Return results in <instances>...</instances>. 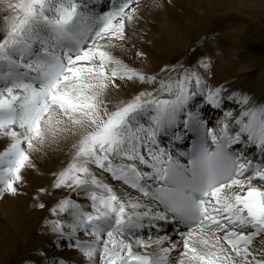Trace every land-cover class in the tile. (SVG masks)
<instances>
[{
	"label": "bare ground",
	"instance_id": "6f19581e",
	"mask_svg": "<svg viewBox=\"0 0 264 264\" xmlns=\"http://www.w3.org/2000/svg\"><path fill=\"white\" fill-rule=\"evenodd\" d=\"M147 1L130 9L125 21L113 35L109 36L108 31L106 36L97 42L94 40L87 47L88 54L79 59L80 65L60 87L54 108L56 112L54 110L48 116L50 121L44 124L47 126L40 135L35 138L28 136L33 133L38 121L34 124L33 131L28 127L29 124L15 125L18 128L8 126L7 129L4 128V133L0 131V185L10 183L5 187L0 186V196L15 193L16 185L23 188L19 200H12L13 204L10 200L5 201L0 207L3 210L0 213L3 224L6 219L9 223V227L5 225L0 233V254L9 244L16 242L17 232L20 230L26 236L27 253L35 264H110L112 260H108V256L124 249L128 253L136 252L154 257L156 264H208L204 258L209 248H205L200 242L196 252L191 253L187 249V244L191 241L186 236L175 234L170 227L171 221L168 224L159 222L168 217L149 203L151 198L148 199V193H145L144 183L153 181L151 177L158 174L147 164L146 151L132 149L134 158L130 161L131 166L122 169L125 177L115 179L121 186L115 183L113 186H105L106 179L112 176L113 171L103 170V167L109 161H123L121 148H113L122 147L127 135L117 131V136L114 130L139 105H161L159 102L177 98L180 93L187 92L197 98L194 104L196 110L205 106L212 108L217 115H214L212 121H208L212 124L224 123L227 119L232 121L243 108H249L253 102L264 113V89L256 93V81L262 79V74L259 76L255 69L249 70L254 72L236 70L241 63L233 57L240 52L234 43L239 40L238 36L228 34V41L217 42V49L207 52V62L198 60L192 68L189 64L191 56L188 55L172 67L177 56L183 51L189 53L195 47L188 48L185 43L194 35L197 38L201 29L197 28L196 31V27H201L205 22L204 18L212 15L214 10L229 7L230 3L234 8L238 5L240 10L237 11L240 12L245 7L260 6V1L264 0H151L146 4ZM59 8L63 9L62 13H58ZM74 11L71 3L65 0H0V55L6 57L7 47L21 43V37L14 35V31L18 30L27 43L41 47L56 62L60 59V67L57 69L64 72L66 55L69 53L55 44L47 35L44 25L36 19L44 18L53 23H62L69 20ZM88 15L90 21L87 24L103 25L106 28L102 30L117 20L110 14ZM4 27L5 30H2ZM11 28H14V37L9 33ZM123 32H126L127 37L122 35ZM209 33L210 30L202 32L200 36ZM23 51L26 59L34 58V54L27 53L26 48ZM7 57H11L8 59L10 66L14 58L11 54ZM98 61H105L106 65ZM8 66L0 69V88L5 86L2 74L6 73L4 70L11 68ZM49 66L54 69L52 61ZM232 69H235L237 79L243 78L241 82L235 78L232 80L231 77L224 78L226 72ZM80 70L85 73L84 78L80 77V80L83 78L80 84L77 81L74 84L71 77L76 75L73 73H80ZM27 71L30 72L29 69ZM49 73L50 70L43 68L45 77ZM113 75L121 76L120 82ZM152 81L154 85H151ZM18 83L20 87L28 85L21 77H18ZM2 98L0 97V105L4 107L3 103L8 99ZM5 108L7 107H4L3 115L9 114ZM12 108L15 115V109ZM24 108L21 107L20 111L25 114V118L32 111L33 117L42 115L41 108H29L28 104ZM11 113L12 110L10 115ZM248 113L249 111L246 114ZM259 113L253 110L250 113L251 119ZM117 114L119 118L113 116ZM6 119L3 122H8L11 117ZM11 121L17 119L13 117ZM24 127L27 129H21ZM145 137L154 152L157 150L164 160L168 159L169 152L161 149L162 146L158 145L151 132H146L142 140ZM137 138L140 137H133ZM20 140L27 145L23 147ZM106 142L109 143L108 148L104 147ZM173 151L170 152L171 156L178 159L177 150ZM4 162L6 165L12 163L14 170L5 171ZM55 175L59 178L55 188V196L60 201L59 209L65 211L67 201H71L66 225L60 224L61 229L50 225L52 229H60L59 234L52 236L48 235L51 232L48 225L41 221L28 230L21 228L25 219L30 223L36 216L47 223L49 210L43 209L36 216L34 212L40 205L38 193L46 188V183ZM89 184H99L100 188H93ZM8 186L11 187L7 188ZM247 186L262 187L264 184L254 179ZM241 187V184L229 186L224 193L236 192ZM81 193L87 197L84 198ZM228 207L226 205L224 208ZM145 216L157 217V221L145 220ZM90 221L98 228L94 229ZM125 221L134 225L132 232L128 233L123 227L125 224L122 223ZM242 225L248 224L243 221ZM249 227L253 229L255 226ZM167 229L168 232L165 233ZM148 230L151 231V236L148 235ZM160 230L162 234L159 233ZM236 232L240 234V231ZM71 233L75 234L74 238L68 236ZM201 237L195 235L193 238L201 240ZM246 245H252V248L242 254L235 253L232 264H251L260 260L256 256L263 255L264 258V237L251 234L248 242L240 246ZM72 248L76 250L72 252ZM251 251L255 257H246Z\"/></svg>",
	"mask_w": 264,
	"mask_h": 264
},
{
	"label": "rangeland",
	"instance_id": "374dc122",
	"mask_svg": "<svg viewBox=\"0 0 264 264\" xmlns=\"http://www.w3.org/2000/svg\"><path fill=\"white\" fill-rule=\"evenodd\" d=\"M150 1L151 0H148L146 2V4L149 3ZM260 2L262 3V5L255 6V7H253V6L245 7V8H242L240 12L237 11V10H240L239 9L240 7H238V5L236 6L238 8L237 9V8H234L232 4L229 3V7L224 6L221 9L214 10L213 14L210 15L212 17H210V16L208 17L205 15L206 16L204 18L205 22H204V24H202V26H201L202 28L196 27V31H197V28L201 29L198 31L197 38H196V35H194L193 37H191L189 39V41H187L185 43V46H188V48H190L191 46H195V47H193L189 53H187V52L184 53V51H183L181 53V55L177 56L175 58V61L173 62L172 67L176 66L178 61L186 59L188 57V55L191 56L189 64H190V67H192V68L196 66V61H198V60H201L202 63L207 62L208 58L206 59V55H207V52L209 50L212 49L214 51L217 49V46L219 45V43L221 41H226V40L228 41V34H230V36H232V37L236 35V36H238L237 38L239 40L234 42V43L240 52L238 53L237 56H233V57H234V59H236L237 62H241L238 65V68H236V70H244L242 72H254V71H256V72H258L259 76H261L260 74H262V79H259L258 81H256L257 82L256 83V86H257L256 87V90H257L256 93H258L259 91L264 89V54L259 55V54L251 53L249 51L250 49L256 50L257 48L258 49L264 48V2L263 1H260ZM142 9H144V8H142ZM6 26H7V24H6ZM207 29L210 30V33L207 35L200 36V34L202 32L203 33L209 32V30H207ZM237 29H241V30L239 31ZM2 30H5V27L2 28ZM13 30H14V28L9 32L10 35H13ZM17 31L18 30L14 31V35L17 37H21V43H23L26 38L24 36H21V34H19L20 33L19 31L17 34ZM232 32H234V33H232ZM237 32H239V33L237 34ZM14 35H13V37H14ZM186 35H188V33ZM224 36H226V37H224ZM200 38H201V40H200ZM16 40H17V38H16ZM0 42H2L1 36H0ZM217 42H219V43H217ZM201 43H202V46H201ZM19 44L20 43H18L17 45H19ZM191 44H193V45H191ZM213 44L214 45L216 44L217 46L216 45L214 46ZM17 45L15 46V43H14L13 45H10V46L11 47L15 46V48H16ZM9 47H7L9 50L8 52H10V54H11V47H10V49H9ZM8 52H6L7 55H9ZM18 55H19V53H18ZM24 56H25V54L22 56V58ZM6 57L0 55V69H2L7 64V62H6L7 58ZM22 58H18V59H22ZM22 60H21V62H15V63L19 64L21 66ZM29 66L34 67V64L29 63ZM239 67H240V69H239ZM249 70H254V71H249ZM36 71H37V69H36ZM226 73H227L226 77H224V78L229 79L231 77L232 80L235 78L236 80H239L238 82H241L240 80L243 79L242 77H240L239 79H237L235 77L236 76V75H234L235 69L229 70V72H226ZM74 74H76V75H74ZM84 74L85 73H82V70H80V73H78V74H77V72L73 73L74 76L71 77L72 82L73 83L75 81H77L78 83L82 82V80L84 78ZM76 76H77V79H76ZM242 76L244 77V74H242ZM80 77H83V78H81V80H80ZM124 78H125V76H124ZM115 79L120 82L119 78H115ZM66 83H67V81H66ZM151 85H154L153 81L151 82ZM65 87H67V86H65ZM10 88H12V86L9 87L8 90ZM253 90L254 89H252V91ZM242 92H243V90H242ZM3 94H4V92L1 93V97L3 96ZM5 95L6 94H4V98L7 99L6 98L7 96H5ZM7 95H9V94H7ZM238 96H239V94H238ZM4 98H2V99H4ZM10 103H12L11 106H10ZM3 105H4V107H7L5 109L8 110L9 114L6 113L5 114L6 117H5V115H3L4 114L3 113L4 107L2 105H0V115L2 114L0 122L7 120L6 118H8V117H11V119H9V121H11L12 118L14 117V115H13L14 111H13L12 107H14V109H16L15 106L20 105V102L17 101L16 96H9L8 101L4 102ZM24 106H25V104L22 106V108H24ZM9 110L10 111L12 110L11 115H10ZM54 110L55 109L52 108L44 116L47 123L50 121L48 116L50 117L51 113ZM24 112L27 113V110L25 109ZM55 112H56V110H55ZM32 113H33V111H32ZM32 113L30 115H26L25 120H23V121H25L26 124L30 123V121L33 117ZM15 122H19V121L17 120ZM13 124L14 123H12V125ZM0 125H6L5 126L6 129L8 128V126L10 127V124H0ZM19 125H22V123ZM46 126L47 125H45L42 128H41V126L36 127L34 129V131L32 130L33 131V133H31L32 135L30 134L28 136H31L33 138L37 137L38 135H40L44 131ZM2 132L4 133V131H2ZM0 137H1V134H0ZM22 141L23 140H20L21 144H23ZM25 144L26 143L23 144V147H25L27 145V144L26 145ZM38 148L42 149L40 146H38ZM13 169H14V167L12 168V170ZM33 182H34V180L32 181V183ZM58 183H59V178L55 175L48 183H46V188L43 191H40L37 195V198H38L40 205L39 206L37 205L38 207L35 208L36 211L34 212V216L38 215L43 209L49 210V213H47L48 216L46 219L47 223L40 220L39 216H36L35 218H33V220L30 223L25 219L21 224V228H25L28 230L30 227L33 228L35 225H37L39 223V221H41V223L48 225V229H50V231H51L48 233L49 236H52L54 234L55 235L59 234V230L61 229L60 224L62 225V223H64L66 225V221L68 219V217L66 215L71 211L70 210L71 201H67V204H66L67 208L65 211L59 209L60 201L58 200L59 198L55 196V194H56L55 188H57ZM8 185H10V183H8ZM108 186H111V185H108ZM10 187L11 186H8L7 188H10ZM22 193H23V188L16 185V192L15 193H5L4 195L0 196L2 198V199H0V207L5 201H8V200H10L11 204H13L12 200H19V197H20V195H22ZM28 195L30 197H33V195L31 193H28ZM6 206H8V205H5V207ZM10 206H12V205H10ZM0 213H3L2 209H0ZM73 218H75V217H73ZM3 223H4V220H3V218L0 217V233H2V230H3L5 225L9 227V223H8L7 219L5 220V224H3ZM50 225H54L55 227L58 226V228H60V229L58 230L55 227H54V229H52ZM42 229H44V228L42 227ZM60 235H62V234H60ZM74 235L75 234L71 233L68 236L70 238H74ZM194 241L196 243V244H194V249H196L197 244L200 243L201 240L195 238ZM0 243H1V239H0ZM189 244H190V242H189ZM29 247H31V245H29ZM6 248H7V246H6ZM27 250H28V247H26V236L24 233H21L19 230L17 232L16 242H14L12 245L9 244L8 248L5 249L0 254V264H35L33 262V260L31 259V257L28 255ZM75 250L76 249H73L72 252H74ZM261 256L263 257V255H261ZM256 261L257 262H255V263L253 262L251 264H257L260 261L262 263L264 262L263 259L262 260H256ZM187 262H189V261H187Z\"/></svg>",
	"mask_w": 264,
	"mask_h": 264
},
{
	"label": "trees",
	"instance_id": "16d2710c",
	"mask_svg": "<svg viewBox=\"0 0 264 264\" xmlns=\"http://www.w3.org/2000/svg\"><path fill=\"white\" fill-rule=\"evenodd\" d=\"M251 51H253V52H257V53H264V49L262 48V49H256V50H253V49H251Z\"/></svg>",
	"mask_w": 264,
	"mask_h": 264
}]
</instances>
